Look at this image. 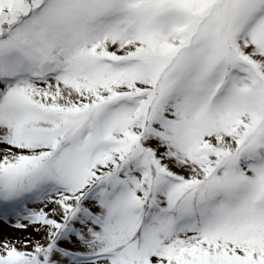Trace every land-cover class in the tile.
<instances>
[{"label":"snow or ice","instance_id":"obj_1","mask_svg":"<svg viewBox=\"0 0 264 264\" xmlns=\"http://www.w3.org/2000/svg\"><path fill=\"white\" fill-rule=\"evenodd\" d=\"M0 264H264V0H0Z\"/></svg>","mask_w":264,"mask_h":264},{"label":"rangeland","instance_id":"obj_2","mask_svg":"<svg viewBox=\"0 0 264 264\" xmlns=\"http://www.w3.org/2000/svg\"><path fill=\"white\" fill-rule=\"evenodd\" d=\"M9 231H12V232H14L15 230H14V229H10Z\"/></svg>","mask_w":264,"mask_h":264}]
</instances>
